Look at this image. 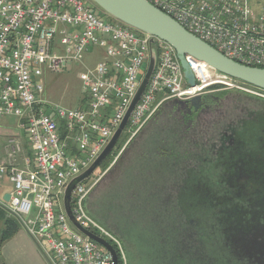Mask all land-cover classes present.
Segmentation results:
<instances>
[{
	"label": "built area",
	"instance_id": "obj_1",
	"mask_svg": "<svg viewBox=\"0 0 264 264\" xmlns=\"http://www.w3.org/2000/svg\"><path fill=\"white\" fill-rule=\"evenodd\" d=\"M145 1L225 57L264 69V0ZM91 48L99 55L93 67L79 73L82 104L72 109L48 102L44 72L59 73L68 63H83ZM151 50L155 66L125 128L130 140L172 100H191L217 89L263 97L264 91L185 55L194 78L190 86L169 44L110 21L87 0H0V119L19 121L32 152L24 169L0 166V180L13 185L3 205L20 219L51 264H114L104 247L71 224L63 199L68 184L92 165L118 129ZM10 143L13 152L19 150L15 141ZM105 173H93L74 187L71 213L77 225L113 248L117 264H126L121 242L85 209Z\"/></svg>",
	"mask_w": 264,
	"mask_h": 264
},
{
	"label": "flooded vegetation",
	"instance_id": "obj_2",
	"mask_svg": "<svg viewBox=\"0 0 264 264\" xmlns=\"http://www.w3.org/2000/svg\"><path fill=\"white\" fill-rule=\"evenodd\" d=\"M94 10L96 11L95 8ZM232 91L234 90L217 89L213 93L197 96L199 100L196 108L193 107L190 100H172L163 104L150 121H148L147 127L136 135L138 137L137 139H139V144L145 148L139 149L138 152L131 151V149L127 150L128 152L126 151L124 154L121 152L122 159L126 155L128 158L131 156L135 157L134 161H132L134 169L132 168L131 174L134 170H136L135 173H138L139 170L141 173H143V171L149 173L150 170H155V173L159 176L152 179H144L142 177H132L131 179V177L127 175L123 180V184L126 183L124 189H117L118 191H116L112 188V204L114 207H116V204L121 205L119 204L120 199L122 200L123 196H130L129 200L133 205L134 201L137 202L138 200V202H144L145 206L154 205L156 207H163V209H160L161 214H159L163 216H158L163 217L160 221L157 220L156 224L148 225L150 226L149 228L143 227L131 234L132 236H144V238L151 237L155 234V246L165 250L163 253L166 260L165 264H195L194 254L196 249H203L204 253L211 254V248L220 249V257H222L221 250L227 248L232 250L235 248L236 251L234 250V253L232 251L235 257L230 259L236 260L240 262V264L247 262L250 264V260L248 261L247 259L248 257L240 250L246 246H250L248 250L259 248L258 246H254L255 244L258 245L256 238L254 239L253 235L252 237L249 235V227H251L250 224L254 219L252 216L256 211H254L255 209L248 210V207L245 208L248 206L249 201H251L252 205L254 204L255 188L260 187L259 185L261 184V182H256L254 179L253 181L249 180L245 183L242 179L239 182L238 178V182L235 181L229 184L233 190L236 189L238 192H230L232 196L228 198V203L223 202L224 204H228L225 207L229 208V211L236 209L238 216L242 214V212L246 213L247 218L250 216V219H247V221L249 220V226L239 225L237 226L238 228H234V230H236V240H224L230 228H227L225 224H221L222 220L220 223L221 226L209 228V222H211V220L204 219V223H206L207 226L206 228L211 231L209 235L205 236V234L199 230L198 223L194 220V198L191 203V210L193 209V212L190 211V215H188L190 217L187 218L188 220L182 219L179 221V219H177L180 215L183 216L182 213H177V205L178 199L181 200L182 197L186 195L184 184L187 183L188 179L191 180L190 184H192L194 181H197L198 178L201 179L202 175L206 176L208 172H215L219 169H227V171L235 170L237 176L242 175L241 164L233 159H239L240 156L242 157L243 153H241V148L247 145V141H244V139L240 137V134L237 135V133H239L242 130V126L249 121L256 123L260 117L263 118L264 108L251 111L246 108L244 103L241 104L237 100L231 101V98L234 99L232 96L236 95V93ZM255 101L256 100H254V102ZM164 118L168 124L167 128H162L158 125ZM143 134L145 135V139L141 140ZM118 159L119 158L115 159L113 163L116 164ZM113 167L111 166L109 169L111 170ZM116 168L117 167L114 168V172ZM223 182L226 181H222V183ZM139 184H145V188L148 189L156 188V191L159 190V193H156V191L153 192V195L151 194L153 197L151 196L152 198L149 197L148 199L144 198L141 193L138 195L139 199H135L133 195L137 192L133 193L132 189L138 188ZM225 188L229 187L225 186ZM128 190H130V192ZM203 197H207V199L211 201L217 197V194H212L210 192L204 194ZM204 201H201L204 207V214L206 212H213L212 214L215 216L217 211L220 212L218 206L213 204V202ZM170 202L173 203L172 210L166 208L170 205ZM154 209L155 208L149 210L150 212L152 211V214H150L152 216L155 215ZM130 211L133 212L135 209H130ZM172 215H175V221H168L167 218H171ZM140 222L141 224L146 223L143 219H141ZM157 223L162 224V226ZM165 223L167 226L163 228ZM143 229H145V231H143ZM113 233L115 234V232ZM118 237L121 238L122 244L125 246L126 243L127 246L128 239L126 234H120ZM252 239H254L255 242L252 241ZM248 241L253 242L252 244L254 245H251ZM217 261L218 260H216V264H220V262L218 261L219 263H217ZM206 262L207 261L201 263L206 264ZM223 262L225 263V261ZM207 264H209V262ZM212 264L215 263L212 262Z\"/></svg>",
	"mask_w": 264,
	"mask_h": 264
},
{
	"label": "rangeland",
	"instance_id": "obj_3",
	"mask_svg": "<svg viewBox=\"0 0 264 264\" xmlns=\"http://www.w3.org/2000/svg\"><path fill=\"white\" fill-rule=\"evenodd\" d=\"M87 1L93 9H96V11L94 10L96 13H98L99 15H105V13L90 0ZM108 17L110 21L120 23L110 16ZM98 55L99 51L96 48H91L89 50V54L83 58V63H68L65 69L59 73H49L48 71L44 72L42 82L45 87V99L50 103L66 108L75 109L80 106L82 104L83 94L81 92L79 73L84 69V67H93L97 62ZM145 67L146 65L144 64V69ZM232 92H235L236 95L232 96L234 97V99L231 98V101L237 100L241 104L244 103L246 105V108L251 111L254 109L260 110L264 108L263 93H260L263 97H258L236 90ZM160 98L161 95H157L156 101H158ZM254 100H256L257 102H254ZM165 118L162 119V121H160V123L158 124L162 128L168 127ZM148 123L149 122H147L143 126L142 130L147 127ZM241 129L242 130L237 133V135L240 134V137H242L244 141H247V145L241 148L242 152H240L243 153L242 157L240 156L239 159L233 160L241 164L242 175L237 176V172L235 170L227 171V169H219L215 172H208L206 176L202 175L201 179L198 178L197 181H194V183L192 184H190L191 180L188 179L187 183L184 184L186 195H184L181 200L178 199L177 205V213H182L183 216L180 215L179 217H177V219H179V221L182 219L188 220L187 218L190 217L188 216L190 215V211L193 212V209L191 210V203L192 199L194 198V220L198 223L199 230H201V232H203L205 236L209 235V232H211L208 228H206L207 226L206 223H204V219H208L209 221L211 220V222H209V228L225 224V226H227V228H230V230L224 240L229 241L232 239L234 241L237 237L235 232L236 230H234V228H238L237 226L239 225L249 226V220L247 221V219H250V216H248L247 218L246 213L244 212H242V214L238 216V213H236V209L229 211L230 209L225 207L228 204H224L223 202H227L229 200L228 198L232 196L230 192H238L236 191V189L233 190L229 186V184L234 183L235 181L238 182V178L239 182L241 181V179L245 183H247L249 180L253 181V179L256 182H261V184L259 185L260 187L255 188V201L253 204V208L249 209L247 208V206L245 207L248 210L255 209L254 211H256L252 216L254 219L250 224L251 227H249V235L251 237L253 235L254 239L256 238L258 245L252 244L253 242L251 241L248 242L251 243V245L258 246L259 248L256 249L252 247L253 250H248L250 246H246L240 251L243 252L246 257H248L247 259L248 261L250 260V264H264V254L261 255L262 253H264V117H260L256 123H252L251 121H249L247 124H244ZM129 137L130 134L126 133V131L124 130L115 148L112 151L110 159L107 162L106 160H104L103 163L94 172L93 175H98L102 171H105L106 173L88 195L85 202V209L88 214L94 218V220H96L110 232H115V234H113L120 242L121 238H119L118 236L123 233L126 234V237L128 239V242L126 241L127 246L126 243L124 246L121 242L126 264H165L166 260L165 256L163 255L165 250L155 246V234L148 238H144V236L140 235L132 236L131 234L132 232L134 233V231H136L137 229H141L143 227L149 228L150 226L148 225L156 224L157 220L160 221V219H162L163 217L158 216H163L159 215L161 214L160 209H163V207H156L154 205L145 206L144 202H138V200L137 202L134 201L133 205L129 200L130 196L123 195V197L121 196L122 200L120 199L119 201V204L121 205L115 203L116 207H114L112 204V188L116 191H118L117 189H124V187H126V183L123 184V180L127 175L131 177V179L132 177L152 179L159 176L157 175V173H155V170H150L149 173L145 171L141 173V171L138 169V173H135L136 170H134L132 174L130 173L134 169L132 161H134L135 157L131 156L130 158H128L126 155L122 159V154L130 149L131 151L138 152L139 149H144L145 147L139 144V139H137V136L133 137L131 140L129 139ZM143 139H145L144 134L142 135L141 140ZM117 158H119L118 162L114 164L113 162ZM111 166L114 167L110 170L109 168H111ZM115 167L117 168L114 172ZM222 181H226L228 183H222ZM225 186L229 188H225ZM132 190L133 193H138H135L133 195L135 199H139L138 195L141 193L143 194L144 198L148 199L149 197H153L152 195L153 192L156 191V188L148 189L145 188V184H139L138 188H134ZM128 191L130 192V190ZM210 192L212 194H217V197H215L211 201H209L207 197H203L204 194ZM156 193H159V190L156 191ZM204 200L213 202V204L218 206L220 212L217 211V214L215 216L212 214L213 212H206L204 214V207L202 206L201 202ZM151 208H155L154 216L150 215L152 214V211H149L152 210ZM166 208L172 210L173 203L170 202V205ZM130 209H135V211L131 212ZM141 219H143V221H145L146 223L141 224ZM167 219L168 221L170 220L171 222H173L175 221L176 217L175 215H172L171 218ZM159 225L162 226V224ZM166 226L167 224L165 223V226H163V228ZM143 231H145V229H143ZM254 239H252V241L255 242ZM219 250L211 248V254H208L204 253L203 249H196V252L194 254L195 264H202L201 262L205 263V261H207L206 264L208 262L209 264H212V262L216 264V260H218L220 264H240V262L230 259L235 257V255L233 254L236 251L235 248H233L232 250L229 248L221 250L222 257H220ZM218 261L217 263H219ZM223 261H225V263ZM0 262L2 264H47L36 244L30 239L29 235L21 227L17 237L0 246ZM243 264H249V262Z\"/></svg>",
	"mask_w": 264,
	"mask_h": 264
},
{
	"label": "water",
	"instance_id": "obj_4",
	"mask_svg": "<svg viewBox=\"0 0 264 264\" xmlns=\"http://www.w3.org/2000/svg\"><path fill=\"white\" fill-rule=\"evenodd\" d=\"M90 1L111 18L125 25H128L140 32H144L153 37L161 39L167 44H169L175 50L177 54V58L181 64V68L183 70L185 79L187 80V83L190 86H194V78L187 64L184 61L185 55L190 56L191 58L197 61L205 63L209 68H211L214 71L230 76L245 84L253 86L261 91H264V69L247 67L225 57L217 50H215L213 47L203 42L193 34L189 33L177 22H175L172 18L165 15L158 9L154 8L145 0H90ZM154 66H155V53L153 50H151L150 61L146 73L144 74V77L140 82L137 92L133 97L129 105V108L122 122L120 123L118 129L113 134L112 138L110 139L109 143L104 148V150L101 152V154L92 163V165L80 176L76 177L68 184L64 194V199H63L64 209L71 224L79 232H81L83 235L91 239L93 242L104 247L111 254L114 264H117V257L113 248L107 242L89 233L88 231L82 229L79 225H77L74 222L70 208V194L77 184H79L82 181H85L88 177H90L97 170V168L103 163V161L112 153L119 138L121 137L123 131L126 128L129 117L134 107L138 103L148 83V80L154 69ZM198 100H199L198 97H195L190 100L194 108L197 107ZM9 199H10V195H6L3 201L7 203ZM0 208H2L5 212H9L5 208V206L1 203H0ZM11 215L16 219V221L22 227V222L20 221V219L14 214Z\"/></svg>",
	"mask_w": 264,
	"mask_h": 264
},
{
	"label": "crops",
	"instance_id": "obj_5",
	"mask_svg": "<svg viewBox=\"0 0 264 264\" xmlns=\"http://www.w3.org/2000/svg\"><path fill=\"white\" fill-rule=\"evenodd\" d=\"M11 141L16 142V145L18 146L19 150L15 152L12 151L14 145L10 143ZM31 161H32V152H31L30 144L25 132L19 128V121L16 118L0 119V166H8L12 164L17 168L24 169L27 166H29ZM12 190H13V185L7 179L4 178L0 180L1 204L5 203L3 201L5 196L11 195ZM18 233L13 238L17 237ZM30 239L34 242V240L31 237ZM37 248L39 249V247ZM39 251L44 257L46 263L51 264L47 260L46 256H44L43 252L40 249Z\"/></svg>",
	"mask_w": 264,
	"mask_h": 264
},
{
	"label": "trees",
	"instance_id": "obj_6",
	"mask_svg": "<svg viewBox=\"0 0 264 264\" xmlns=\"http://www.w3.org/2000/svg\"><path fill=\"white\" fill-rule=\"evenodd\" d=\"M111 154L105 159L106 162L110 159ZM253 206L254 205H252L251 201H249L247 207L252 209ZM19 230L20 225L16 219L8 215L2 208H0V246L11 240L19 232ZM263 254L264 253L261 255ZM0 264L2 263L0 262Z\"/></svg>",
	"mask_w": 264,
	"mask_h": 264
}]
</instances>
